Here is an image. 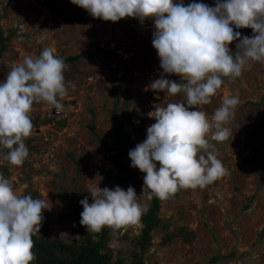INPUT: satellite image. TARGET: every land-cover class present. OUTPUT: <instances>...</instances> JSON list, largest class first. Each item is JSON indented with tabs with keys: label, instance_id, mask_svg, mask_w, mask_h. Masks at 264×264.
Masks as SVG:
<instances>
[{
	"label": "rangeland",
	"instance_id": "rangeland-1",
	"mask_svg": "<svg viewBox=\"0 0 264 264\" xmlns=\"http://www.w3.org/2000/svg\"><path fill=\"white\" fill-rule=\"evenodd\" d=\"M199 2L215 4V0ZM0 27L5 36H11L0 59V81L5 80L11 68L25 56L36 57L44 47L59 58L80 55L76 61L66 64L68 95L61 101L62 113H52L54 109L43 102L33 105L31 117L51 120L32 129L28 138L33 139L40 151L31 152L25 159L32 163L26 171L30 172L35 188L41 193L39 199L47 207L42 212L40 230L48 228L52 237L74 242L79 237L75 233L77 217L69 202L57 198L56 188L50 181L53 172L64 173L63 183L67 188L72 187L76 163L69 154H74L82 174L83 194L79 203L85 197L92 202L88 193L90 187L120 186L117 181L106 182L99 173L100 165L111 166L109 155L115 151L104 153L89 130V123L95 120L98 133L109 143L113 139L112 126L107 122V110L113 107L108 87L116 85L131 103L119 116L130 140L118 156L128 164H131L129 150L146 138L147 128L155 123L149 113L156 106L181 102L183 97L149 88L151 82L163 74L152 46V19L140 21L129 17L118 22L104 21L93 18L70 0H0ZM234 31H239L241 37L253 34L251 28L234 27ZM237 43L239 41H233L229 45L233 56ZM164 76L181 82L178 75ZM232 96L238 97L239 104L225 125L231 134L223 142H212L226 174L203 189H180L161 200L162 218L171 219L167 230L186 226L194 232L192 242L179 237L161 245L165 231L155 228L153 244L144 255L145 264H207L211 257L232 251L234 257L215 264H264V237L260 235L264 229V62L247 60L241 76L226 78L211 103L201 105L200 110L211 121L223 98ZM0 163L9 167L16 183L13 190L20 196L26 187L19 182L21 167L1 156ZM133 172L135 192L140 196L145 174L137 168H133ZM251 197H254L252 201ZM139 202L147 209L152 198L148 199L145 194ZM140 228L139 221L125 226L122 232L129 231L131 237H136ZM110 246L127 257L133 243L130 239L112 237ZM245 252L246 256H242Z\"/></svg>",
	"mask_w": 264,
	"mask_h": 264
},
{
	"label": "clouds",
	"instance_id": "clouds-1",
	"mask_svg": "<svg viewBox=\"0 0 264 264\" xmlns=\"http://www.w3.org/2000/svg\"><path fill=\"white\" fill-rule=\"evenodd\" d=\"M93 18L118 22L124 18L152 19V46L156 50L160 78L149 85L154 92L183 97L155 107V119L146 138L130 149V166L143 176L142 194L131 186L90 187L80 201V225L88 233L113 231L136 225L146 210L139 202L147 195L166 200L180 189H203L226 174L215 153V144L231 134L226 127L239 104L238 97H224L212 120L200 110L221 88L223 78H238L247 60L264 62V0H215L214 6L199 0H70ZM235 29L251 28V37ZM237 43L233 56L229 45ZM67 65L44 47L36 56H25L0 81V148L5 159L20 166L29 155L25 139L32 135L33 105L46 103L55 113L63 111L68 95ZM164 74L180 77V83ZM195 107L197 110H190ZM53 113V112H52ZM54 113V114H55ZM159 165V166H157ZM43 200L18 196L9 180L0 176V264H32V237L40 232ZM78 237V236H77Z\"/></svg>",
	"mask_w": 264,
	"mask_h": 264
},
{
	"label": "trees",
	"instance_id": "trees-1",
	"mask_svg": "<svg viewBox=\"0 0 264 264\" xmlns=\"http://www.w3.org/2000/svg\"><path fill=\"white\" fill-rule=\"evenodd\" d=\"M14 33L12 30L11 34ZM11 36H5L4 31L0 27V59L7 49V43L10 41ZM80 55L70 57H60L64 60L65 64L76 61ZM227 78V77H226ZM226 78H223L225 80ZM4 81V80H3ZM109 95L113 102V107L107 110V122L111 124L113 131V139L110 143L105 140L96 130V122L93 120L89 123V130L92 135L100 142V149L110 154L111 166L100 165L99 173L106 182L117 181L120 187L127 190L129 186L135 189L136 178L133 168L130 164L123 162L119 155L120 149L125 145L130 137L124 132V123L119 116L122 111L129 108L131 105L129 99L123 97L124 91H118L116 85L112 84L108 87ZM36 105V104H34ZM51 119H39L38 116H32L31 122L33 128L40 127L48 123ZM64 123V121H61ZM26 147L31 152L40 151L37 145L33 144V139H25ZM110 144V145H109ZM7 149L0 148V156L5 158ZM71 160L76 163V174L73 178V185L67 188L63 183L64 173L61 175L53 172V178L50 183L56 188V196L61 202H69L72 211L77 217L75 233L79 236L74 242L65 241L60 237H52L49 234V229L44 228L32 237L35 260L32 264H145L144 255L153 244V231L155 228L165 231L160 241L161 245H167L175 238H183L187 243H191L194 238V232L188 230L186 226L173 227L171 231L167 230L170 227L171 219H163L161 216V200L152 197L150 206L144 211L140 218L141 228L136 237H131L129 231L122 232L125 228L113 231L111 228H104L99 233H88L86 228L80 225V213L82 212V205L79 203V198L83 194L81 191V166L79 160L74 154H69ZM32 165L30 161L25 160L20 165L19 182L26 184L23 193L20 196L31 195L33 198H40L41 193L35 188L32 176L26 167ZM63 168V167H62ZM64 169V168H63ZM0 176L8 179L12 187L16 183L12 180V174L8 166L0 163ZM254 197L250 198V201ZM264 237V229L261 234ZM114 237L116 239H130L133 243V248L130 250L127 257L122 256L121 250H116L110 246V240ZM242 253V256H246ZM235 252L227 254H217L211 257L207 264H215L217 261L234 257ZM201 264V263H198Z\"/></svg>",
	"mask_w": 264,
	"mask_h": 264
},
{
	"label": "built area",
	"instance_id": "built-area-1",
	"mask_svg": "<svg viewBox=\"0 0 264 264\" xmlns=\"http://www.w3.org/2000/svg\"><path fill=\"white\" fill-rule=\"evenodd\" d=\"M52 112L54 113V110H52ZM60 113H62V112H60ZM60 113H58V114H60ZM55 114H57V113H55Z\"/></svg>",
	"mask_w": 264,
	"mask_h": 264
}]
</instances>
